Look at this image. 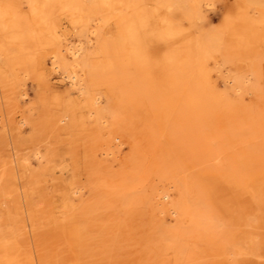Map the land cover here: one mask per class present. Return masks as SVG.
I'll return each instance as SVG.
<instances>
[{"label": "rangeland", "instance_id": "rangeland-1", "mask_svg": "<svg viewBox=\"0 0 264 264\" xmlns=\"http://www.w3.org/2000/svg\"><path fill=\"white\" fill-rule=\"evenodd\" d=\"M31 2L30 18L63 43L75 41L85 14L118 8L105 24L107 46L94 41L96 64L87 68L119 157L103 154L88 96L48 57L40 65L25 58L43 50H28L18 35L31 23L21 17ZM157 4L0 0V87L20 79L26 89L17 97L11 88L7 106L0 95L12 119L7 137L0 122V264H23L30 247L35 264H264V99H256L264 94V0ZM170 31L183 38L168 42ZM210 31L220 36L216 50L199 45ZM205 62L210 101L190 87ZM229 70L255 87L248 109L233 113L222 102ZM157 186L170 191L169 210L188 212L182 221L169 214L166 230L147 202ZM39 229L55 232L28 246L22 237ZM7 243L19 250L8 255Z\"/></svg>", "mask_w": 264, "mask_h": 264}, {"label": "bare ground", "instance_id": "bare-ground-1", "mask_svg": "<svg viewBox=\"0 0 264 264\" xmlns=\"http://www.w3.org/2000/svg\"><path fill=\"white\" fill-rule=\"evenodd\" d=\"M172 1V0H158L157 8H161L165 5V2ZM197 5H200L202 0H195ZM183 3V1L179 2L178 5ZM211 2H208L210 4ZM212 5V4H211ZM34 3H29L28 9L26 10L27 13H21V17L23 19H27L31 23L27 26H24L25 31H23L22 34L18 35L21 37L22 42H25L28 45V50L30 47L35 48H43L42 51L36 54H30L25 56V58L28 59H35L36 65H40L43 60H45L47 57L50 60V64L53 68V70L59 71L63 76L68 80V83L71 87V89L77 90L79 95H82L83 97H87L85 101L86 104V112L89 118L91 119L92 123L95 125V128L98 130V134H102L103 136V143H105V148L102 150L103 154L108 155H115L118 156L120 153L115 151V147H113V143L110 138L111 129L110 125L108 124V119L105 114V110L107 107L101 106V100H102V94L103 92L99 90H95L94 82L95 78L93 73L88 69V64L94 65L92 61V55L94 53V50L92 48L94 41L97 40L102 44L101 47L107 46V39L105 38V24L112 18L111 11H114L110 6L103 5L102 10L100 13H98V16L96 18H92L90 15H84L83 18H80L78 21L81 25L80 29L76 32V38L75 41H68L63 43V39L61 38L60 34L56 33L55 35H51L49 30L46 29L47 23L42 22L39 20H35L36 22L31 19L29 15H32L34 13L33 7ZM201 6V5H200ZM36 7V6H35ZM34 7V8H35ZM121 9V7H119ZM199 8V7H198ZM201 9V8H200ZM202 11V10H201ZM28 16H24V15ZM90 14V13H89ZM118 15V13H116ZM36 18V17H35ZM47 18V17H46ZM92 20H96V23H92ZM104 20V23L103 21ZM210 22V21H209ZM16 23V21H15ZM38 23V24H36ZM17 25L15 26L16 29L20 28V20ZM208 24V23H207ZM13 26L9 24V28H12ZM209 30H211L209 28ZM209 33H211V36H209ZM39 34V35H38ZM169 37H165L168 42H172V40H180L183 38V34L178 33L176 34L172 31L169 32ZM175 35V36H174ZM205 37L200 40V44H204L208 46V50L214 47V50H216V47L218 44H220V36L213 35L212 31L208 32ZM21 45V43H20ZM219 49V48H218ZM27 50V49H26ZM32 50V49H30ZM200 52H202L200 50ZM170 56V53H169ZM167 58H170V57ZM207 56L200 53V59L205 60ZM48 64V63H47ZM208 68L209 64H203L198 67L196 77H194L195 80H192V84L190 85L191 89L200 97L202 96L204 99L209 100V98H212L213 96V90H212V84L209 80V74H208ZM220 69V68H219ZM218 69V70H219ZM230 71V70H229ZM190 72V71H189ZM95 73V72H94ZM190 74V73H188ZM186 76V75H184ZM226 76V75H225ZM186 78H188L186 76ZM186 82V80H183ZM183 81L177 80L178 83L182 84ZM248 81V80H247ZM210 83V84H209ZM225 92H223V101L225 105L227 106L228 110L231 112H237V108L243 109L244 107L248 109L250 105L245 102V96L247 93H250L251 95L253 92V88H248L245 85V83L239 78V76L232 71L228 72L226 80H225ZM24 82L20 81V79H17L11 88H15L14 92H16L17 97H23L26 94V89L24 86ZM0 95L4 96L5 105L13 104L15 102V99L11 96H6L9 90L11 88L7 87H0ZM172 88L169 87L168 91H171ZM256 99L258 98V101H261L264 99V94H257ZM207 101V102H208ZM256 102V101H255ZM248 105V106H247ZM220 107H223V105H219ZM11 111V108H10ZM9 111H4V107L0 104V122L4 125V131L6 134V137L9 136V126L12 122L10 119ZM68 116V113H64L62 115V121H65ZM1 136V135H0ZM9 144L12 145V148L14 149L13 143L11 140L7 139L5 141V149ZM37 155L40 154V150H37ZM116 178V177H115ZM112 182L105 181L103 182V188H105L106 191L109 193L112 192L111 184ZM123 184V183H121ZM77 187L74 185L72 187ZM74 194H82L80 197L81 200H84L83 193L81 190H74ZM155 198H153L151 195H147L149 208L152 211V213L160 220V227L162 229L166 230L168 227V218L169 214L173 215L177 221L184 220L188 215V212L184 209H181L178 206H173L169 210V200L171 197L170 191L168 189H165L161 186H157L156 190L154 191ZM90 200V199H89ZM42 221H40L41 223ZM39 223V224H40ZM55 231L53 230H46V229H39V230H27L26 234L22 238L25 240L26 244L28 246H31V244H35L36 247L41 241V238H45L50 236L51 234H54ZM10 234H16L15 231H13ZM10 244H6V248L9 251L8 255H14L19 250V247L16 248L14 251L12 247L9 246ZM25 255H27L24 260L23 264H35V260L32 257V255H35V253L32 251V248H28V250L24 251ZM20 254V253H19Z\"/></svg>", "mask_w": 264, "mask_h": 264}]
</instances>
